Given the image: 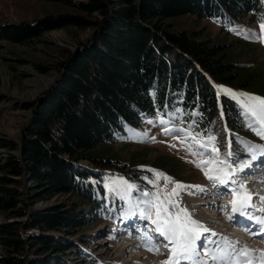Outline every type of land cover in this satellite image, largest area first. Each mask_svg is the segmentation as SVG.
Returning <instances> with one entry per match:
<instances>
[{"label":"trees","instance_id":"16d2710c","mask_svg":"<svg viewBox=\"0 0 264 264\" xmlns=\"http://www.w3.org/2000/svg\"><path fill=\"white\" fill-rule=\"evenodd\" d=\"M49 1L77 12L0 23V42L27 43L66 27L94 31L59 63L52 87L27 104L33 120L20 140L0 137L6 151L0 157V264H76V256L87 257L70 237L114 218L107 171L127 164L99 149L115 144L127 126L163 117L185 128L195 121L192 129L205 135L222 112L232 148L243 147L239 137L261 142L239 103L214 87L264 98V73L235 59L228 45L198 40L196 31H173L169 18L194 14L225 26L249 25L261 22L262 0ZM163 172L188 182L169 166ZM57 196L68 197L36 207Z\"/></svg>","mask_w":264,"mask_h":264},{"label":"rangeland","instance_id":"374dc122","mask_svg":"<svg viewBox=\"0 0 264 264\" xmlns=\"http://www.w3.org/2000/svg\"><path fill=\"white\" fill-rule=\"evenodd\" d=\"M74 12L77 11L63 4L54 3L49 0H0V23L35 22L48 16ZM169 21L172 24L171 29L173 31H196L198 32L196 35L198 40H212L215 44L228 45V50L235 56V59L239 58L242 60L240 61L241 63H247L253 69H258L264 73V42L251 38L253 34L264 35L259 30L261 22L251 23L249 25L238 24L235 27L234 25L225 26L221 20L199 17L194 14L169 18ZM93 31V27L84 29L66 27L45 32L41 37L27 43L14 44L8 41L0 42V137L16 141L20 140L23 130L33 120V109L27 107V104L40 99V97L52 87L60 77L58 68L59 63L64 61L70 52H74L81 43L88 41ZM246 35L249 38H245ZM39 67H44L45 69H40ZM218 85L220 84H216L214 87L217 93L220 92L217 87H221ZM226 87L228 86H224L223 88ZM227 89L234 88L228 87ZM238 91H240V93H248L246 91L237 90V92ZM221 94L226 95L224 93H220V95ZM245 115H247L246 122L249 125H253L254 129L260 128L255 117L249 113ZM161 118L163 117L152 119L154 121L152 124L146 122L142 128L127 126L125 135L120 136L115 144L103 147L104 150H102L103 148L99 149L100 152L106 156H111L114 159H122L126 162L127 166L122 170L115 168L107 171L109 183L107 191L108 197L114 205V213H116L114 218L106 223L87 226L81 229L76 235L70 237L71 240L77 242L88 254L86 255L87 257L83 256L80 258L76 256V264H142L143 261L140 255L145 254V261L149 259V247L153 245L160 249L159 251L161 254L158 255L160 264L162 261L169 260L172 257V245H169V247L165 249V241L158 239L155 241L156 243L154 242V238L156 239L154 231L155 225L151 223V220L141 219L139 211L136 209H133V211L136 212L135 215H130L128 211L137 200L142 199L140 195L142 192L157 191L154 184L149 183V180L154 179V173L147 171V169L156 170L170 177L174 182H180L184 185L202 186L204 188V192L202 193L205 194H201L200 192L199 195L195 194V197L198 199L200 198L199 203H202V208L205 211L203 209L199 211H194L192 209L194 203L192 204L189 200L194 197V192L199 190L194 188L185 189L181 191L179 196L175 197L179 202L180 208H186L191 214L192 219L198 218L199 216L207 218L208 215L202 212L209 211L211 215L219 218L218 220L222 222L225 221L224 223L227 225L229 224L228 217L226 218L224 216L223 218V215L219 214V216L218 213L222 210L226 214H229L232 211L231 208H226V205H221V209L219 210L210 208L207 204V202L212 199V197L207 196L209 190L212 188L218 192L221 190V186L220 188L219 186H214L213 182L209 181L205 176V169L213 166L205 165L203 168L197 166L201 160L207 161L212 158L211 151L209 150V153L204 156L192 155V153L188 151L186 143L192 144L193 142L191 139L185 142V135L183 132L175 131L167 135L164 132L166 127L175 129L185 127L172 123L171 119L168 120V124L161 125L158 122ZM220 122L221 126L219 125ZM222 128H226V133H221ZM213 130V133L210 131L208 134L217 137L215 147L219 148V157L220 159L227 160L231 167H237L238 164H243L247 161H250L249 167H252L250 165L254 166L258 159L264 162V156H261L259 151L256 153L258 158L256 160H251L252 153L249 151L250 146L257 149L264 148V137L259 135L261 142H252L251 140L239 137V139L237 138L236 140H239V143L242 144L243 147L236 150L232 148V146H234L233 139L229 135L230 130H228L226 122L221 115H218L216 118ZM191 132L193 136L198 133L193 129H191ZM140 133H146V136L139 135ZM208 134L198 136L197 139H204ZM222 135L223 138H221ZM153 137L154 139H152ZM229 140L231 141V147H229ZM172 145H175V147ZM196 150L197 146L194 145L193 151ZM229 151L232 153L231 156L227 155ZM5 152L4 148H0V157H3ZM236 152H238V154H236ZM165 157H167V159ZM193 161L197 163H193ZM83 164L91 169L103 170L102 166L90 161H83ZM166 166H169V168L171 167L173 173H177V176L188 182H181L174 179L173 176L166 172H163V168ZM261 166L263 167L264 163H262ZM247 168L244 169V176L248 175L245 173ZM126 174H129L131 178ZM254 175L255 174H251L249 177L246 176L247 178H241L243 175L240 176L238 174L236 177L237 183L244 185L247 180L255 177ZM261 178L264 180V176L261 175ZM121 180L137 186L131 190L130 198L128 196L122 198L116 191L110 190L111 187L119 185ZM165 183L163 176H161L158 181L159 188L171 192L174 184L168 183L167 188H165ZM259 185L260 184L257 186ZM207 187L211 189H207ZM235 187L236 185L230 184L227 188ZM226 190L222 192H226ZM247 191L252 194V197L254 196L252 192L249 190ZM224 194L226 198L233 197V195L228 192ZM260 196H264V193H260ZM67 197L68 196H57L48 203L37 204L36 207H44L53 203H59L63 200H67ZM257 201L261 203L264 202L259 198L255 200V203H257ZM169 211L175 213L177 210L169 208ZM118 214H120V216H118ZM152 215L153 218H155V210H153ZM128 217L133 218L134 221L139 219L140 222H134L133 229H130V231L125 234L122 232L121 228H125L123 222L125 218ZM121 218L122 221L120 220ZM1 221H4V216L0 213V222ZM231 225L230 223V226ZM143 227H148V229L144 230ZM151 227L153 229L149 231ZM231 227L233 231H243L239 227H237L236 230L233 229V226ZM145 233L153 238V241L149 242L151 245L146 244L148 243L147 241L142 242L141 238ZM53 235H60V233H54ZM245 236V232L242 233V237ZM203 237L202 240L204 241V245L210 247L208 241L211 239L215 241L216 238H221L222 235L217 234L216 236H212L208 234ZM80 238H86L89 244L82 242ZM162 238L164 239V237ZM250 238H252V235ZM256 239L255 237L253 240L260 244ZM131 243L135 244L132 250L121 252ZM200 245L202 244L200 243ZM210 248L215 250L218 248V245L212 243ZM198 250L200 256L208 259L203 245ZM2 253L3 249L0 246V255ZM139 257L140 259H137ZM180 264H193V262L180 260Z\"/></svg>","mask_w":264,"mask_h":264},{"label":"snow or ice","instance_id":"6c2138e0","mask_svg":"<svg viewBox=\"0 0 264 264\" xmlns=\"http://www.w3.org/2000/svg\"><path fill=\"white\" fill-rule=\"evenodd\" d=\"M264 2V0H262ZM261 23L259 25V30L264 34V16H261ZM245 38H249L247 35ZM252 39L264 42V35L253 34ZM220 93H224L231 97L233 100L237 101L239 105L244 109L245 113L251 114L256 118L260 125L259 129H254L257 131V135L264 137V98L248 93H236L230 89L220 87ZM179 111V110H177ZM222 114V113H221ZM172 115H176L173 113ZM192 115H199V113H192ZM161 125H166L169 123L168 120L161 118L158 121ZM147 123H154L153 120H148ZM195 121H192L188 125V128H169L164 129L165 134H170L175 131L183 132L185 135V142L189 139L192 140V144H187L186 147L189 152L194 156H204L211 151L210 160H201L197 166L204 167L205 165H212L213 167L205 169V176L209 181L213 182L214 186L229 187V185H236L235 188L230 189L233 193L234 199L229 201L231 205V213L228 214V219L232 220L236 216H240L249 220L255 219L257 224L260 225L262 232H264V217H253L249 212V209L253 207L251 200L252 194L247 191L246 185L238 184L236 177L240 172H243L245 168L249 167L250 161L244 162L243 164H238L237 167H231L227 160L220 159L219 148L215 147L217 137L212 134H208L204 139H197L201 136V133H197L195 136L192 135L191 129L195 125ZM221 133H226V128L221 129ZM139 135L146 136V133H140ZM223 138V135L221 136ZM154 139V137L152 138ZM229 147L231 141L229 140ZM197 146V150L193 151V146ZM175 147V145H172ZM202 149V150H201ZM249 151L252 153L251 160H256L257 151L261 156H264V148H254L249 147ZM228 156L232 153L229 151ZM193 163H197L193 161ZM149 172L154 173V179L149 180V183H153L157 188L155 192L144 191L140 195L142 199L136 201L134 205L129 208V214L135 215L136 212L133 209L139 211V216L141 219L151 220V223L155 225L154 231L159 234V236L164 237L169 243L165 244V249L168 248L169 244L172 245V257L169 260L162 261L161 264H180V260L192 261L193 264H208L207 259L200 256L199 248L201 245L197 244V241L201 240L204 233H210L212 236H216L217 233L213 232L211 229L207 228L198 221L192 219L191 214L188 210L181 209L179 202L175 197L179 196L181 191L194 188L199 189L201 192L204 188L200 185H184L180 182H174L170 177L157 172L153 169H147ZM163 176L165 180V188H167L168 183H173L174 187L171 192H167L164 189H160L158 181ZM137 186L130 184L127 181L121 180L119 185L110 188L112 191H116L118 195L128 196L130 198V192ZM191 194V193H189ZM239 197V198H238ZM260 200L264 201V196L259 197ZM169 208L176 209L175 213L169 211ZM153 210H155V218H153ZM264 211V209H261ZM254 235H260L261 233H253ZM142 240L150 242L152 237L145 233ZM227 239V238H225ZM215 243L214 241H208V244ZM206 250V256L212 261H218L226 259L228 255L224 250L220 251V254L214 252L207 245H203ZM160 249L153 246L149 247V251H159ZM235 251V249H234ZM237 255L249 256L250 251L247 248H243ZM261 264H264V252L260 253ZM199 258V259H197ZM235 264H239L238 261ZM248 264H252L251 259H249Z\"/></svg>","mask_w":264,"mask_h":264},{"label":"bare ground","instance_id":"6f19581e","mask_svg":"<svg viewBox=\"0 0 264 264\" xmlns=\"http://www.w3.org/2000/svg\"><path fill=\"white\" fill-rule=\"evenodd\" d=\"M218 86H221V85H218ZM217 88L220 90V87H217ZM226 88H228V87H226ZM230 90H232L236 93H240V91L237 92V90H235V89L234 90L230 89ZM219 125L221 126V122L219 123ZM256 161L257 162L254 164V166L250 165L252 167H249L245 170L246 171L245 173L248 174V175H246L247 177H249L251 174H255L254 175L255 177H252L249 180H247L244 185H246L247 190H249L250 192H252L254 194V196L252 197V200H251L253 207L249 209V212L251 213V215L253 217L256 214V217L259 218V217H264L263 216L264 211H261V209H263V207H264V202L261 203V202L257 201V203H255V200H257V198L261 197L260 193H262V194L264 193V180H262V178H261V175L264 176V166L263 167L261 166V164L264 162H261L262 160H260V159H258ZM239 175L240 176L243 175V176H241V178H247L246 176H244V171L239 173ZM258 184H260L259 185L260 187L257 186ZM208 188L209 187H207V189ZM219 188H220V186H219ZM209 189H211V188H209ZM226 189L227 190L229 189V190L227 191ZM230 189H232V188H227V187L221 186V190H219V192L213 190V188L211 190H209V192L207 193V196L212 197V199H213V200L210 199L207 202V204L210 206V208H215V209L220 210L221 205H226V208H231L229 201L233 200L234 196L232 198L231 197L226 198V196L224 194V193L227 194V192H228V193L233 195V193ZM224 190H226V192H222ZM200 192L201 191H199V190L197 192H194V194H193L194 197L191 200H189V201H191L192 204L194 203V205L192 206V209L194 211H199L200 209H203L202 203H199L200 198L198 199L197 197H195V194L199 195ZM201 194H205V193L201 192ZM202 213L205 215H208V217L204 218V217L199 216L198 218H194L193 220L200 222L201 224H203L207 228L211 229L213 232L217 233L218 235H222L221 238H216V240L214 241L215 244L218 245V248L215 250L213 248H211V249L214 252H216L217 254H220L221 250H224L228 254L226 256V259L218 260V261H212L211 259L206 258L208 261V264H235L236 261H238L239 264H248L249 259H251L252 264H261L259 262H261L260 253L264 252V232L262 233V235L261 234L260 235H254L253 234V233H260L259 230L256 231L258 229L259 225L257 224L255 219L249 220V219H246V218H243L240 216H236L232 220L228 219L229 224L227 225L224 223L225 221L223 220V218H224V216L227 218L228 214H226L222 210L218 213V215L219 214L223 215L222 220L224 222L218 220L219 218H216L214 215H211L209 213V211L202 212ZM230 223L232 224L231 226L237 225V227L241 228L245 232L246 236L242 237V233H244V232L241 230L233 231L231 229L232 227L230 226ZM123 224L125 225V228H121V230L125 234L128 233L130 231V229H133L132 228L134 226L133 220L130 217L125 218ZM146 229L147 228L144 227V230H146ZM152 229L153 228L151 227V230ZM261 232H262V230H261ZM208 234H210V233H204L203 236H207ZM155 235H156V239L154 238V242L156 240L160 239L162 241H165L166 242L165 244L169 243L165 238L163 239L156 232H155ZM251 235H252V238H250ZM203 236H202V238H204ZM255 237L257 238L256 240H258L260 242V244L256 243V241L253 240ZM202 238H201V240L197 241L198 245H200V243L202 245H204V241L202 240ZM225 238H227V239H225ZM151 241H153V238L151 239ZM209 241H212V239ZM142 242H146V241L142 240ZM146 244H150V243L148 242ZM165 244H164V246H165ZM209 245L211 247V244H209ZM134 246H135V244L131 243V244H129V246L124 248L121 252H126L127 250H132L134 248ZM146 246H144V247H146ZM147 248H148V246H147ZM243 248H247L250 251L249 256L246 257L244 255H237V253H239ZM234 249H235V251H233ZM159 254H161L160 251L159 252L158 251H149L150 258L146 259V261L144 258L145 254H143V255L141 254L140 257L142 258V261H143L142 264H160V262L158 260ZM140 257L137 259H140ZM197 259H199V258H197Z\"/></svg>","mask_w":264,"mask_h":264}]
</instances>
